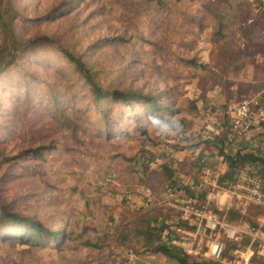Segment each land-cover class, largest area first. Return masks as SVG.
I'll use <instances>...</instances> for the list:
<instances>
[{
	"label": "rangeland",
	"instance_id": "374dc122",
	"mask_svg": "<svg viewBox=\"0 0 264 264\" xmlns=\"http://www.w3.org/2000/svg\"><path fill=\"white\" fill-rule=\"evenodd\" d=\"M145 1L16 0L20 15L14 33L19 38H59L57 44L102 69L101 83L139 88L145 94L166 91L169 96L161 106L178 104L177 117L183 119L176 127L166 109L155 116L147 102L134 103L135 114L144 120L118 122L125 134L110 138L93 108L88 83H72L76 72L69 62L58 64L60 55L49 62L55 53L33 51L21 56L19 70L0 72V209L34 216L49 228L62 229L65 218L72 237L57 249L49 242L31 246L0 241V264H129L126 257L132 253L119 244L128 230L125 224L136 226L139 217L153 219L168 208L166 179L159 171L163 165L171 167L170 150L194 147L195 134L219 138L214 129L195 122L203 114L216 116L217 100L227 98L212 87L214 109H202L204 87L210 86L206 70L222 43L213 36L215 19L203 28L189 18L207 23L204 5L216 0H171L170 10ZM27 76L36 84L29 90V103L26 82L21 81ZM43 81L47 84L40 88ZM51 88L59 94L58 103L52 104ZM189 104H198L201 110ZM154 118L160 121L158 126L150 123ZM142 131H148L147 138ZM35 148H43L40 157L30 153ZM198 156L173 170L194 176ZM204 158L207 165L219 162ZM87 238L101 247L85 246Z\"/></svg>",
	"mask_w": 264,
	"mask_h": 264
},
{
	"label": "trees",
	"instance_id": "16d2710c",
	"mask_svg": "<svg viewBox=\"0 0 264 264\" xmlns=\"http://www.w3.org/2000/svg\"><path fill=\"white\" fill-rule=\"evenodd\" d=\"M146 1L159 10H170V5L173 2L171 0ZM68 3L70 2L66 1L64 5L67 6ZM62 6V4L59 6V10ZM204 7L207 8L209 14L207 23H204L199 18L188 16L203 28L212 21V18L215 19V22L211 23L214 29L213 36H215L214 38L218 42L222 43V47L220 51L214 54L213 64L211 63L206 70L208 74L205 81L210 86L204 87L202 100L204 104L202 109H209L213 102L210 96L211 88H220V91H223L227 98L223 100L216 99H218V104H222L223 118L225 123H227L232 108L244 98L249 97V94L257 90L256 86L254 87L255 90L251 92L246 85H242L241 83L237 84V82L240 78L242 79L243 69H246L248 64L251 63L260 67L264 66L263 63L258 62L260 61L259 59L258 61L256 59V55L264 50V0H216L215 2H208ZM256 10L259 12L249 22V19L254 15L253 12ZM19 15L20 12L16 5V0H0V26L4 37V44L0 46V72H6L11 68L19 70V66L21 65L19 59L21 56L33 51L39 53L42 51L55 53L49 58V62L53 61L54 55L61 56L59 65H62L64 62H69L76 72L72 83L79 81H86L88 83L91 98L95 102L93 108L99 116H102L101 123L103 129H105L104 133L110 138L113 134L119 136L125 134L123 128L117 127L119 125H117L118 122L134 120L133 123H141L144 120L145 116H141L138 113L135 114L134 103L147 102V110L155 116L160 115L162 109H166V113L170 115V123H174L176 127L181 124L183 118L177 117L181 111L178 104H172L170 102L166 108L161 106V101L163 102L168 99L169 94L166 91L145 94L139 88L119 89L116 87H108L101 83V75H103L102 69L96 68L91 62L86 61L82 54L80 55L65 45L57 44L60 41L59 38H53L49 35L19 38L14 33L15 21ZM245 22L246 26L244 27ZM241 55L245 57L242 63L238 62V57ZM49 65H52V63ZM21 72H24V70ZM21 81L26 82L24 86L27 96L25 102L29 103V94L31 95L29 90L36 84H33L32 81L30 82L28 76L21 78ZM240 81L244 82V79ZM41 83L40 88L42 86L45 87L47 84L44 81ZM234 86H237L235 92L231 88ZM49 91L52 104L58 103L59 94L57 91H54L52 88ZM39 92L43 91L39 89ZM189 106L192 109L201 110L198 108V104H189ZM258 129L259 136H264V121L261 122ZM227 131L229 130L225 132L227 133ZM141 134L147 138L148 131H142ZM221 141L222 139L217 138L211 142L208 140H198L192 144L194 147L198 146L200 153L208 149V146H211L212 153L218 157H224L229 167L235 171L249 165H254L258 168L264 180V150L262 147L253 148L250 152L241 148L233 155L229 152L231 148L228 145L222 146ZM42 149L35 148L30 150V153L40 157L43 154ZM207 163L210 162L207 161L204 164L200 162L198 166L202 167L203 165H207ZM159 174L161 176L163 174L166 179L165 184L163 183L164 189L175 178V171L167 165H163L162 171H159ZM154 203L156 205L157 202ZM251 211L255 213L260 212L257 208H252ZM137 212L140 213L141 210ZM173 213L174 209L168 206L167 209L162 208L156 218L152 219V217L148 216L141 220L139 217L140 224L136 226L132 227L130 226L131 223L129 224L127 222L124 228L128 230L120 237L119 244L123 246V249L131 252L136 257L161 253L170 259H175L179 264H216L212 261L204 262L183 255L162 241V229L170 225V218ZM64 219L62 223L66 226L68 225V220ZM247 219L255 224L253 217L248 216ZM153 221L156 223H152ZM65 226L62 229H59V227H45V224L37 220L34 216H23L16 212L0 209V241L2 242H16L31 246H43V243L49 242L55 245L53 248L57 249L62 246V243L70 238L72 239ZM82 243L89 247H101L98 242L92 241L90 238L84 239Z\"/></svg>",
	"mask_w": 264,
	"mask_h": 264
},
{
	"label": "built area",
	"instance_id": "2783aa9c",
	"mask_svg": "<svg viewBox=\"0 0 264 264\" xmlns=\"http://www.w3.org/2000/svg\"><path fill=\"white\" fill-rule=\"evenodd\" d=\"M263 121L264 104L257 97L244 98L231 110L230 132L221 145L233 148V155L247 144L264 150V136L248 135ZM194 136L198 139L197 134ZM189 148L191 151H172V169L178 170L185 154L195 152L194 147ZM198 169L191 177L174 170L175 178L166 186V205L174 213L170 225L162 229V241L177 252L204 262L264 264V180L258 168L249 165L222 171L203 165ZM152 199L147 203H152ZM252 208L260 212L251 211ZM248 216L255 219V224Z\"/></svg>",
	"mask_w": 264,
	"mask_h": 264
},
{
	"label": "crops",
	"instance_id": "0c3cea01",
	"mask_svg": "<svg viewBox=\"0 0 264 264\" xmlns=\"http://www.w3.org/2000/svg\"><path fill=\"white\" fill-rule=\"evenodd\" d=\"M257 12H259V11L256 10V11L253 12L254 15L249 19V22L253 20L255 14H257ZM244 58H245L244 55H242L241 57H238V62L242 63L244 61ZM256 59H257V61L259 59L260 61H258V62H261L264 65V50L261 51L260 54L258 53L256 55ZM243 70L244 71L242 72L243 73L242 74V79H244V82L240 81V80H242L240 78V80H238L237 84L241 83L242 85H246L248 87V89L251 90V92L253 90H255L254 87L257 86L256 87L257 90L255 92L249 94L250 96L247 97V98L257 97L259 102L261 104H264V66L260 67V66H256V65L250 63V64L247 65L246 69H243ZM231 88L235 92V90L237 89V86H234V87H231ZM213 105L214 104L211 105L210 111L212 109H214ZM215 105L217 107L216 108V116L211 115L210 114L211 112L207 113V115L203 114L201 116V118L198 119V122H195L196 123L195 125L198 124V125L206 126L207 130H209V131H210V129H212V130L214 129V132L216 131V133H219V135H220L218 139H223L230 132L231 112H230V116L228 118V122L225 123V120L223 118L224 114L222 112L223 111L222 104H215ZM212 113H214V112L212 111ZM194 119H195V121L197 120L196 118H194ZM226 130H229V131H227V133H226L225 132ZM258 133H259V129L258 128H254L253 131L251 133H249L248 135H249V137H251L252 135H255V134L257 136ZM210 136H208V137H210ZM205 138L207 140H209V141H212V140L208 139L207 136ZM206 139L198 138V139H195L191 143H194V142H196L198 140H206ZM215 139H217V138L215 137ZM245 147L249 148V149H247V151H249V152L251 150H253V148H256V147H254V145L252 146L251 144H247ZM186 148H189V147H186ZM194 148H195V152L193 154L196 155V154L199 153V156L197 157V161H196L195 165L199 164L201 162V160L205 159L204 157H207V158H211V157L214 158L215 157L216 160L219 161V162H217L216 164L208 165V166L218 167L222 171H228V169L230 168L227 160L224 157H222V156L218 157L217 155L213 154L212 150L205 149V150L201 151V153H200L198 146L194 147ZM187 150L191 151L190 148L187 149ZM172 151H173V149L170 150V155H171ZM191 153L192 152H188L187 154H185V162L189 159V157H191L193 155ZM208 153H210L211 157H208L206 155ZM174 162H175V159H174ZM185 162H183V164H185ZM204 162H205V160H203V162H201V163L204 164ZM172 166L173 165L171 163V167ZM126 259H127V261H129V264H179L178 261H176V260L172 261V259L166 257L165 255H163L161 253L151 254V255H146V256H138V257H136L134 255L133 256L129 255V256L126 257Z\"/></svg>",
	"mask_w": 264,
	"mask_h": 264
},
{
	"label": "clouds",
	"instance_id": "9594fccd",
	"mask_svg": "<svg viewBox=\"0 0 264 264\" xmlns=\"http://www.w3.org/2000/svg\"><path fill=\"white\" fill-rule=\"evenodd\" d=\"M159 120L158 119H152L151 121H150V123L153 125V126H158L159 125Z\"/></svg>",
	"mask_w": 264,
	"mask_h": 264
}]
</instances>
